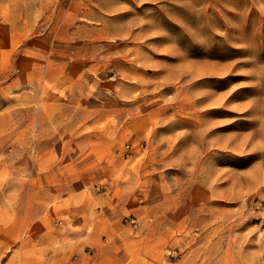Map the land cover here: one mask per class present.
<instances>
[{"label":"rangeland","instance_id":"374dc122","mask_svg":"<svg viewBox=\"0 0 264 264\" xmlns=\"http://www.w3.org/2000/svg\"><path fill=\"white\" fill-rule=\"evenodd\" d=\"M0 264H264V0H0Z\"/></svg>","mask_w":264,"mask_h":264},{"label":"built area","instance_id":"2783aa9c","mask_svg":"<svg viewBox=\"0 0 264 264\" xmlns=\"http://www.w3.org/2000/svg\"><path fill=\"white\" fill-rule=\"evenodd\" d=\"M132 221H133V219H132Z\"/></svg>","mask_w":264,"mask_h":264}]
</instances>
